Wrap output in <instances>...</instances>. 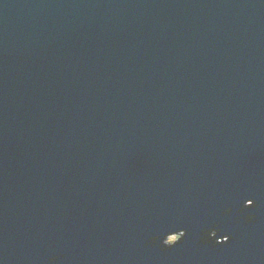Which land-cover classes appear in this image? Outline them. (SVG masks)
<instances>
[{
    "label": "water",
    "instance_id": "obj_1",
    "mask_svg": "<svg viewBox=\"0 0 264 264\" xmlns=\"http://www.w3.org/2000/svg\"><path fill=\"white\" fill-rule=\"evenodd\" d=\"M61 254L264 264V0H0V264Z\"/></svg>",
    "mask_w": 264,
    "mask_h": 264
},
{
    "label": "clouds",
    "instance_id": "obj_2",
    "mask_svg": "<svg viewBox=\"0 0 264 264\" xmlns=\"http://www.w3.org/2000/svg\"><path fill=\"white\" fill-rule=\"evenodd\" d=\"M257 202L255 200H250L247 203H244L243 206L239 209L240 213H244L245 211L252 210L257 208ZM230 211V209H229ZM256 216L254 215H247V216H238L236 219V223H240L243 221L245 224H251L256 220ZM187 236V231L181 229L178 233H170L166 236L164 239V243L159 245V248L161 251H166L169 249H172L176 245L182 243ZM158 240L159 237H154L151 238L147 244L156 246L158 245ZM234 240V236L231 234H222L221 232L217 230H212V231H204L202 233L201 241L200 243L203 245H208L211 246L212 248H217V247H224L228 244H230ZM147 246V245H146ZM63 258L62 254L57 256V255H52L49 259V264H57L59 260Z\"/></svg>",
    "mask_w": 264,
    "mask_h": 264
}]
</instances>
